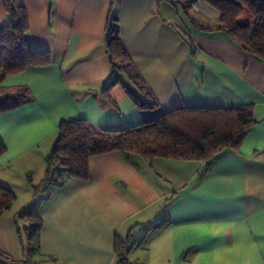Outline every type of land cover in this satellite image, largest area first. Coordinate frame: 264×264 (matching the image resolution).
<instances>
[{
  "label": "crops",
  "instance_id": "0c3cea01",
  "mask_svg": "<svg viewBox=\"0 0 264 264\" xmlns=\"http://www.w3.org/2000/svg\"><path fill=\"white\" fill-rule=\"evenodd\" d=\"M15 2L27 12L29 48L49 52L52 64L0 83L25 87L33 98L0 114L6 147L0 186L16 195L0 215V253L27 257L16 217L27 205L42 218L39 248L29 257L41 264H116L118 242L126 243L128 264L264 260V62L220 30L219 11L205 0ZM113 12L121 44L150 95L127 73L113 71L107 49ZM6 20L0 0V29ZM132 96H152L158 107L141 109ZM240 106L253 109L256 122L237 152L219 155L208 168L203 161L127 160L111 152L90 159L87 181L71 179L38 197L27 182L28 175L34 184L44 178L61 122L83 119L97 130L119 131L174 110ZM164 219L162 228L147 230ZM208 236L228 255L196 243Z\"/></svg>",
  "mask_w": 264,
  "mask_h": 264
},
{
  "label": "trees",
  "instance_id": "16d2710c",
  "mask_svg": "<svg viewBox=\"0 0 264 264\" xmlns=\"http://www.w3.org/2000/svg\"><path fill=\"white\" fill-rule=\"evenodd\" d=\"M205 1L219 11L222 22L220 30L247 53L264 62V0ZM3 5L7 20L0 29V83L8 76L52 64L49 52L31 50L27 44L29 21L25 8L15 0H3ZM184 9L186 11L188 7ZM245 12L249 15L247 23L242 19ZM186 41L194 49V42L189 36ZM107 49L113 71L127 73L145 92L146 87L121 44L118 16L114 12L109 19ZM132 97L141 109L158 107L152 96L147 101ZM32 100L25 87H0V114ZM255 122L253 109L247 106L179 109L165 114L157 122L119 131L97 130L83 119L61 122L56 141L46 159L44 178L34 184L32 176L28 175L27 182L33 197H38L53 187L63 188L71 179L87 181L90 177V159L111 152H119L127 160L140 157L150 161L162 157L203 161L208 168L219 155L227 151L237 152ZM5 152L6 147L0 139V156ZM50 195L51 192L47 198ZM15 200L13 191L0 186V215L11 209ZM16 217L19 239L29 259L39 248L42 218L32 210L18 213ZM21 223L26 225L21 226ZM167 223V219L161 220L147 230H158ZM125 246L126 243H117L116 264H128ZM2 256L0 253V263Z\"/></svg>",
  "mask_w": 264,
  "mask_h": 264
},
{
  "label": "snow or ice",
  "instance_id": "6c2138e0",
  "mask_svg": "<svg viewBox=\"0 0 264 264\" xmlns=\"http://www.w3.org/2000/svg\"><path fill=\"white\" fill-rule=\"evenodd\" d=\"M216 238L208 236L205 238H201L199 240L196 241V243L201 244L203 246H205L206 249L208 250H214L217 255H223V256H227V250L224 247H219L217 248L216 245L213 243V241ZM264 246V245H262ZM212 264H244L243 261H232V260H217V261H213ZM251 264H264V260H260V261H252Z\"/></svg>",
  "mask_w": 264,
  "mask_h": 264
},
{
  "label": "built area",
  "instance_id": "2783aa9c",
  "mask_svg": "<svg viewBox=\"0 0 264 264\" xmlns=\"http://www.w3.org/2000/svg\"><path fill=\"white\" fill-rule=\"evenodd\" d=\"M0 264H41L38 262L31 261L29 259L21 258L17 259L15 257L9 256V255H3L1 258V263Z\"/></svg>",
  "mask_w": 264,
  "mask_h": 264
},
{
  "label": "rangeland",
  "instance_id": "374dc122",
  "mask_svg": "<svg viewBox=\"0 0 264 264\" xmlns=\"http://www.w3.org/2000/svg\"><path fill=\"white\" fill-rule=\"evenodd\" d=\"M182 6L179 7V11H180V17L182 18V20L185 19L186 15L183 13V10H182ZM193 21L195 22H198V23H201L202 21L198 18V16L194 15L193 17ZM243 21H246V18L244 17L243 18ZM24 208H23V211H29V210H32V207L31 206H27V205H23ZM26 206V207H25Z\"/></svg>",
  "mask_w": 264,
  "mask_h": 264
}]
</instances>
